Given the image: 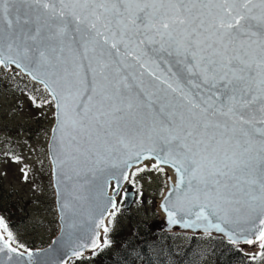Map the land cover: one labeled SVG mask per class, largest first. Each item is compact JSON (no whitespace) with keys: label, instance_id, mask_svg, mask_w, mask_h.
<instances>
[{"label":"snow or ice","instance_id":"6c2138e0","mask_svg":"<svg viewBox=\"0 0 264 264\" xmlns=\"http://www.w3.org/2000/svg\"><path fill=\"white\" fill-rule=\"evenodd\" d=\"M12 66L44 86L37 107L54 106L61 210L102 165L135 154L174 169L170 222L226 232L256 213L229 240L264 249V0H0V67ZM0 253L33 264L2 218Z\"/></svg>","mask_w":264,"mask_h":264},{"label":"rangeland","instance_id":"374dc122","mask_svg":"<svg viewBox=\"0 0 264 264\" xmlns=\"http://www.w3.org/2000/svg\"><path fill=\"white\" fill-rule=\"evenodd\" d=\"M45 97H48L46 90L20 71L0 67V218L8 225L15 240L29 250L47 247L59 233L48 155L54 106L43 103L37 107L32 99L41 103ZM153 165L155 163L151 162L150 167L134 170L128 192L135 193L136 200L128 209L124 208L125 191L119 197L113 211L115 217L110 218L109 231L103 236V242L107 238L110 245H102L90 257L74 260L71 264H100L116 257L125 242L130 244L145 235L152 240L160 234L166 235L158 223L163 218L159 203L168 189V169L160 172ZM22 169L29 176L26 182L22 179ZM170 235L177 252L193 247L191 264H213L214 246L220 242L214 240L217 237L198 234L191 244L189 233ZM181 258L178 264H188ZM260 259L262 261L257 259V264H264V256Z\"/></svg>","mask_w":264,"mask_h":264},{"label":"water","instance_id":"95a60500","mask_svg":"<svg viewBox=\"0 0 264 264\" xmlns=\"http://www.w3.org/2000/svg\"><path fill=\"white\" fill-rule=\"evenodd\" d=\"M13 68H15V66H12L10 70L6 68L4 69L11 71ZM15 69L20 71L24 76L28 77L32 82L44 88L42 84L34 81L30 75L25 74L20 69ZM51 136L48 145V155L52 168V179L55 190L59 233L47 247L30 251L34 253L33 264H71L74 260L90 257L91 254L100 250L103 245V236L105 234L104 227H108V223L111 218L109 213H113V211L116 210L118 206V199L122 192L125 191L123 192L125 209H128L130 205L136 200V194L128 192L130 188L129 182L132 172L135 169L142 167L146 161L154 162L155 164L156 161L154 159H138L135 154L121 156L119 159H113L110 163L102 165L101 170L97 171L91 177L90 183L87 184L84 189L80 190L78 199H73L72 204L69 207L61 210V204L63 200L60 190L57 186V176L54 173ZM125 161H127V163H125ZM135 166H137V168H134ZM165 168L169 169L175 176L174 169H171L167 166H165ZM169 174L170 173H168V175ZM125 175L128 177L127 179L123 178ZM118 180L120 182V190L119 195L115 196L116 208L114 209L108 203V200L114 196ZM111 183H114L113 186ZM169 184L170 181L168 180V186ZM112 187H114V191L111 194ZM168 192L165 193V196L168 194ZM65 198H67L66 193ZM174 198L175 196H173V199ZM163 202L164 199H162V201L159 203V209L162 211L164 216L158 225L161 226V229L163 232H165V234L170 235L172 233H189L191 236H198V234L215 236L227 241L230 245L238 248L240 251L246 254H256L262 250L259 248V242L246 244L242 239L236 243L230 242L228 233L236 235L238 232L243 230L240 228L239 224H236L232 229H230V231L226 230V232H219L214 228H210L208 231H205L203 227L193 229L190 227H184L182 223H172L170 222L167 213L164 212L163 208L161 207ZM181 217L188 221L195 219L194 216H188L184 213H179L177 215V220H179ZM250 218H256V213H252L251 217L248 215H243L239 219V223L245 225V229H247ZM101 220H103V224L100 223ZM164 223H166V227L163 228L162 225ZM198 223L204 224L206 221H199ZM97 234L99 235V244L101 247H93L91 243L92 240L96 239ZM243 235L254 239V237L247 231H244ZM77 252H79L80 255H77ZM16 259L19 258L14 257V260L9 262L7 260V256L4 253H0V261H4L5 264H15ZM24 259H26V257Z\"/></svg>","mask_w":264,"mask_h":264},{"label":"trees","instance_id":"16d2710c","mask_svg":"<svg viewBox=\"0 0 264 264\" xmlns=\"http://www.w3.org/2000/svg\"><path fill=\"white\" fill-rule=\"evenodd\" d=\"M191 244L194 243L195 237L191 238ZM220 240L214 246V262L213 264H257V259L264 256V249L256 254H245L238 248L233 247L229 243ZM186 248V247H185ZM194 249L187 247L182 252H177L172 241V235H159L155 240L149 239L147 235L139 238L138 241L132 243H124L122 249L113 259H105L100 264H178L179 258L187 260L188 264L193 261ZM260 257V258H259Z\"/></svg>","mask_w":264,"mask_h":264},{"label":"bare ground","instance_id":"6f19581e","mask_svg":"<svg viewBox=\"0 0 264 264\" xmlns=\"http://www.w3.org/2000/svg\"><path fill=\"white\" fill-rule=\"evenodd\" d=\"M142 166H143V167H146V166L150 167V166H151V162H150V161H146ZM134 168H137V166H135ZM134 168H133V169H134ZM167 172L170 173L169 175H172V176H173V180L170 181V184H169L168 189L166 190V192L169 191V188H170L171 186H173L172 183L175 181V176L173 175V173H172L169 169L167 170ZM111 184H112V186H113L114 183H111ZM113 191H114V187L111 188V194H112ZM160 201H161V200H160ZM160 211H161V210H160ZM161 215L164 216V214L162 213V211H161ZM242 216H243V215H241V216H239V217H234V218L230 219L228 223L222 224V227H224V228H226V230H229V231H230V229H232L236 224H239L240 228L245 229V225L239 223V219H240ZM111 217H112V216H111ZM242 219H243V218H242ZM214 222H219V221H218V220H214ZM229 226H230V227H229ZM233 232H234V230H233Z\"/></svg>","mask_w":264,"mask_h":264}]
</instances>
